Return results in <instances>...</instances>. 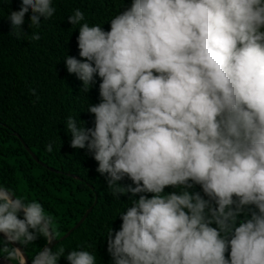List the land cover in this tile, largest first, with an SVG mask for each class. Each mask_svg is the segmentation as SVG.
Wrapping results in <instances>:
<instances>
[{
    "label": "clouds",
    "instance_id": "obj_1",
    "mask_svg": "<svg viewBox=\"0 0 264 264\" xmlns=\"http://www.w3.org/2000/svg\"><path fill=\"white\" fill-rule=\"evenodd\" d=\"M29 9L37 26L55 13L52 0H22L8 15L13 30ZM67 19L80 25L83 58L68 55V73L86 92L100 78L94 127L69 116L70 146L92 153L113 196L152 194L109 231L114 264H264V0H132L107 31L81 24L79 9ZM125 177L135 187L118 183ZM0 233L10 244L51 243L54 220L0 187ZM3 252L27 264L21 247ZM63 253L44 247L31 264ZM66 259L95 264L87 250Z\"/></svg>",
    "mask_w": 264,
    "mask_h": 264
},
{
    "label": "trees",
    "instance_id": "obj_2",
    "mask_svg": "<svg viewBox=\"0 0 264 264\" xmlns=\"http://www.w3.org/2000/svg\"><path fill=\"white\" fill-rule=\"evenodd\" d=\"M21 3L0 0V187L25 202L41 203L54 220L57 239L91 207L83 222L51 250L64 249L58 264H69L66 256L72 250L89 251L95 256V264H114L107 251L109 231L120 230V214L135 199L152 194L113 196L106 175L97 171L98 162L92 153L70 146L72 136L66 127L69 116L75 118L78 127H94V114L88 109L100 102V78L96 76L86 92L83 82L68 73L64 61L68 55L83 59L77 41L80 25H71L67 19L76 9L84 13L81 24L99 25L107 31L111 19L129 8L132 0H52L55 13L51 18L40 17V24L32 25L29 9L22 29L13 30L8 15L18 11ZM34 33L39 34V40L32 39ZM49 143L52 152L46 150ZM118 183L127 187L132 181L125 177ZM171 191L179 189L166 187L165 192ZM190 191L204 196L199 185ZM19 218H23L22 213ZM3 238L0 234V257L7 258L3 248L14 246ZM46 242L41 236L26 246L19 245L31 261ZM226 257L230 258V248Z\"/></svg>",
    "mask_w": 264,
    "mask_h": 264
},
{
    "label": "water",
    "instance_id": "obj_3",
    "mask_svg": "<svg viewBox=\"0 0 264 264\" xmlns=\"http://www.w3.org/2000/svg\"><path fill=\"white\" fill-rule=\"evenodd\" d=\"M25 147L28 149V147L25 145ZM29 150V149H28ZM30 153H31V155L33 156V158L35 159V160H37L38 162H40L39 161V159L37 158V156L33 153V152H31L30 151ZM91 210V207H89L87 210H86V212L81 216V218L74 224V226L72 227V228H70L63 236H61L60 238H55V236H54V239L51 241V243H49V241L47 240V242H46V244L41 248V250L44 248V247H50V248H52L59 240H62V239H64L66 236H68L69 234H70V232L73 230V229H75V228H77L82 222H83V220L86 218V216H87V214H88V212ZM2 236H3V233H0ZM14 247H16V246H19V247H21L20 245H19V243L18 242H16L15 244H12ZM21 249H22V247H21ZM23 250V249H22ZM40 250V251H41ZM23 252H24V254H25V257H26V262H27V264H31V261L29 260V258L27 257V255H26V253H25V251L23 250ZM0 261L1 262H3L4 264H15V263H13L12 261H10L9 259H7V258H3V257H0ZM16 264H18V262L16 263Z\"/></svg>",
    "mask_w": 264,
    "mask_h": 264
},
{
    "label": "bare ground",
    "instance_id": "obj_4",
    "mask_svg": "<svg viewBox=\"0 0 264 264\" xmlns=\"http://www.w3.org/2000/svg\"><path fill=\"white\" fill-rule=\"evenodd\" d=\"M0 264H4V263L0 261Z\"/></svg>",
    "mask_w": 264,
    "mask_h": 264
}]
</instances>
